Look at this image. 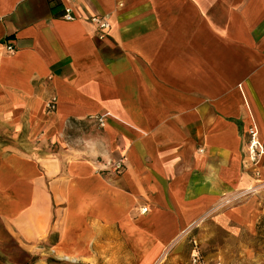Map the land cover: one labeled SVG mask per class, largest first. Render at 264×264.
I'll return each instance as SVG.
<instances>
[{"label":"crops","instance_id":"0c3cea01","mask_svg":"<svg viewBox=\"0 0 264 264\" xmlns=\"http://www.w3.org/2000/svg\"><path fill=\"white\" fill-rule=\"evenodd\" d=\"M64 6L0 0V130L26 132L0 141V255L191 264L196 243L239 264L211 244L254 240L264 210L245 143L264 142V0H77L70 22ZM70 123L91 127L72 142Z\"/></svg>","mask_w":264,"mask_h":264},{"label":"rangeland","instance_id":"374dc122","mask_svg":"<svg viewBox=\"0 0 264 264\" xmlns=\"http://www.w3.org/2000/svg\"><path fill=\"white\" fill-rule=\"evenodd\" d=\"M91 127L90 125L87 126V128L83 125L77 124V123H70L68 124V136L67 139H69L72 142L79 141V135L82 131L85 129H88ZM10 129V127H9ZM8 128H4L3 130H0V141L6 146L10 145L13 141L18 140H25L26 132H21L20 135L14 136L13 132L9 130ZM260 186H263L261 191H259L258 195V203H260V207L262 208L264 206V177H260ZM252 195V194H250ZM246 195L244 197H241L237 199L236 201L232 202L233 204L236 202L242 201V199L250 196ZM225 228L228 229L229 234L232 235V231H235L233 227L229 226H218V231H224ZM258 228V236L256 238H253L254 240H251L247 234L243 235L244 242H238L236 243L233 238L229 239L228 242L225 243L223 235L217 234L213 232V238H215V242H213L211 245L213 248L215 246H228L227 250V257L226 260L229 261H236L239 264H264V210L261 212V219L259 220L257 224ZM232 230V231H231ZM230 238V237H229ZM210 245V244H209ZM208 245V250H209ZM0 264H8L7 260L3 258L0 255Z\"/></svg>","mask_w":264,"mask_h":264},{"label":"built area","instance_id":"2783aa9c","mask_svg":"<svg viewBox=\"0 0 264 264\" xmlns=\"http://www.w3.org/2000/svg\"><path fill=\"white\" fill-rule=\"evenodd\" d=\"M65 3V6L63 8V19L65 21H73L74 20V12L72 6L77 2V0H63ZM90 22L100 31V32H106L110 29V24L108 22V19L105 17L100 16H93L90 18ZM5 52L9 55L13 54L15 52L14 47L9 44L5 43L4 45ZM55 101H52L48 105V110L50 112L54 111ZM97 123L100 127L103 126V118H97ZM246 151L248 155L249 165L254 169L255 176L258 177L261 174L260 166L264 159V142L260 140L257 130L252 127L249 128L246 131ZM122 161H110L106 162L104 164L103 171H109L111 173H118L122 169ZM253 190H246L241 194V196H238L237 199L244 197L246 195L253 194ZM236 199V200H237ZM231 203V202H230ZM147 212L146 208H142L140 210L141 214H145ZM191 264H206L202 261L200 251L198 248V245L196 243H193V255L191 256ZM210 264H221L220 262H213Z\"/></svg>","mask_w":264,"mask_h":264},{"label":"bare ground","instance_id":"6f19581e","mask_svg":"<svg viewBox=\"0 0 264 264\" xmlns=\"http://www.w3.org/2000/svg\"><path fill=\"white\" fill-rule=\"evenodd\" d=\"M239 196H241V194H239ZM233 200H236V198H234L232 200H225L224 203L226 205V204H229L230 202H232ZM184 235H185V232L181 235V237L177 240V242H180L182 240V238L184 237Z\"/></svg>","mask_w":264,"mask_h":264}]
</instances>
